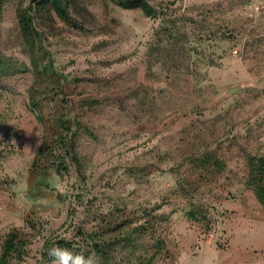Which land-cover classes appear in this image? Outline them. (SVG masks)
I'll return each mask as SVG.
<instances>
[{"label": "rangeland", "instance_id": "1", "mask_svg": "<svg viewBox=\"0 0 264 264\" xmlns=\"http://www.w3.org/2000/svg\"><path fill=\"white\" fill-rule=\"evenodd\" d=\"M143 1L150 18L110 0H70L67 22L35 18L62 77L42 84L43 114L92 134L77 132L80 171L68 158L61 173L32 167L34 76L0 79V254L10 232L22 241L11 264H51L45 244L86 252L80 234L99 230L101 264H264L249 185L250 159L264 158V0ZM30 2L0 14V54L29 68L16 11Z\"/></svg>", "mask_w": 264, "mask_h": 264}, {"label": "trees", "instance_id": "2", "mask_svg": "<svg viewBox=\"0 0 264 264\" xmlns=\"http://www.w3.org/2000/svg\"><path fill=\"white\" fill-rule=\"evenodd\" d=\"M6 1L0 0V14ZM110 2L124 10L140 9L144 16L148 18L154 14L153 8L143 0H110ZM69 5L70 0H31L28 8L16 11L19 33L29 54L30 68L23 63H17L0 54V79L27 72H31L34 76V83L30 89L29 110L36 121L43 127V134L42 142L35 155L32 167L36 170H45L48 166L55 165L58 173L66 171L64 162H57L65 158L73 162L78 171H80V164L75 151L77 132L82 130L88 136H92V134L88 129L83 128L79 123L65 116L52 115L46 118L43 114V107L49 100H46L44 96V90L41 89L42 84L47 85L45 81L50 80L52 82L54 79L62 77L55 72L51 56L38 39L35 18L38 17L45 20L49 19L51 15H55L60 20L67 22L69 21ZM48 88L46 86V89ZM56 89L53 86L50 88L51 92L53 91L57 95ZM37 96L40 98L38 99ZM51 100L53 101L54 99L51 98ZM72 126H74V130ZM249 164V185L253 188L258 202L264 207V158H251ZM214 165H217V163L214 162ZM198 214L199 212L196 211L190 212L188 217L195 220ZM105 225L107 226V232L118 230L116 228L118 226L117 223L112 224L110 221H106ZM144 229L145 224L144 226H137L134 228V231H142ZM104 235L103 230L95 233L80 234L81 240L85 242L86 252L81 250L82 248L75 247L70 243L59 242L57 245L66 247L78 254L86 253L88 255L94 252L104 262V260L109 258L108 251L106 250L107 246L104 242ZM129 242V240L126 241L127 244ZM21 245L22 241L16 232L13 231L7 234L0 254V264H11L10 261L19 252ZM44 247L47 251L50 248L48 244H45ZM47 251L42 255L44 261H50Z\"/></svg>", "mask_w": 264, "mask_h": 264}, {"label": "clouds", "instance_id": "3", "mask_svg": "<svg viewBox=\"0 0 264 264\" xmlns=\"http://www.w3.org/2000/svg\"><path fill=\"white\" fill-rule=\"evenodd\" d=\"M47 255L51 264H101L94 252L88 255L78 254L59 245L49 248Z\"/></svg>", "mask_w": 264, "mask_h": 264}]
</instances>
